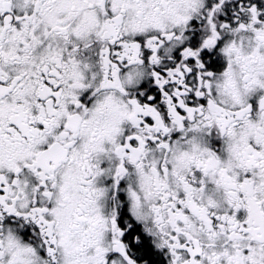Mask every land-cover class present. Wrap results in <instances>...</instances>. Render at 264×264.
I'll list each match as a JSON object with an SVG mask.
<instances>
[{"label":"snow or ice","instance_id":"6c2138e0","mask_svg":"<svg viewBox=\"0 0 264 264\" xmlns=\"http://www.w3.org/2000/svg\"><path fill=\"white\" fill-rule=\"evenodd\" d=\"M0 264H264V0H0Z\"/></svg>","mask_w":264,"mask_h":264}]
</instances>
